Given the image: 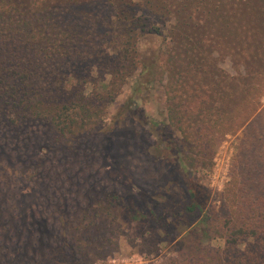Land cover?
Listing matches in <instances>:
<instances>
[{"label":"trees","instance_id":"trees-1","mask_svg":"<svg viewBox=\"0 0 264 264\" xmlns=\"http://www.w3.org/2000/svg\"><path fill=\"white\" fill-rule=\"evenodd\" d=\"M144 5L143 9L140 2H118L116 16L123 26V46L107 49L104 40H90L92 29L86 28L87 19L76 15L84 9L77 10L73 0H0V125L7 129H42L50 144L75 155L68 157V163L64 161L66 171L73 170L79 139L87 131L103 130L107 108L129 78L140 71L122 110L131 115L145 113L142 91L157 81L155 76L161 69L170 77L167 117L159 121L146 116L157 131L155 156L181 185L174 193L162 192L155 200L147 199L145 209H140L102 186L86 189L85 193L66 188L62 193L55 179L42 171L40 165L43 161L47 165V161L39 159L31 169L21 171L29 182L42 187L33 203L24 207L18 202V192L9 188L12 181L6 185L8 189L0 186V264H91L118 250L119 236L128 223L165 231L168 238L171 235L167 229L173 226L191 238L213 239L226 233L229 249L242 238L260 232L264 213L256 205L264 206V122L260 121L264 110L257 113L259 126L257 134L252 135L251 119L258 106L251 105L252 94L262 80L251 89L249 77L240 90L241 82L219 67L215 44L234 38L243 51L251 52L253 46L261 54L262 36L253 26L255 19L263 22L261 13L252 21L243 13L237 17L209 15L210 22L218 26H210L207 33L195 32L194 37L186 33L189 23L183 20L170 29L173 46H163L156 60L146 62L150 59L137 47L139 35L159 37L163 45L167 37L159 25L147 21L144 10L153 7L167 14L170 9L162 0H146ZM243 5L248 4L240 2V11ZM256 8L251 2V10ZM251 27L255 28L252 32ZM246 31L251 42L244 38L250 37ZM100 55L109 65V79L97 77L95 58L100 60ZM91 81L95 89L89 96L85 84ZM242 128L244 136L238 145L231 184L232 201L230 194L224 199L226 221L222 223L221 217L211 212L212 189L201 183L198 172L213 163L216 148L224 138ZM255 144L258 153L253 152ZM245 192L251 196L243 197ZM232 202L248 207L254 212L252 218L260 221L252 223L248 217L242 225H230ZM43 240H50L52 246L41 255L36 248ZM199 264H217L216 257Z\"/></svg>","mask_w":264,"mask_h":264},{"label":"rangeland","instance_id":"rangeland-1","mask_svg":"<svg viewBox=\"0 0 264 264\" xmlns=\"http://www.w3.org/2000/svg\"><path fill=\"white\" fill-rule=\"evenodd\" d=\"M73 1L77 10L84 9L83 12L78 10L76 15L79 17L84 15L83 18L87 19L86 28L92 29L89 38L93 43L97 41L103 43L101 40H104V47L107 49L114 45L123 46L121 43L124 33L120 30L123 26L120 25L121 22L116 16V5L120 0ZM126 1L140 2L144 9L146 0ZM163 1H166L170 9L167 14H162L163 11L158 8L154 10L153 7H146L144 10L147 21L159 25L167 37L163 45L159 37L139 35L137 47L139 45V48L143 50L142 53L150 59L146 62L156 60V55L160 49L163 50V46L168 48L173 46L170 29L181 25L183 20H188L189 23L188 30L185 28L186 33L194 37L195 32L199 34L208 31L210 26L212 28L218 26L217 22H210L209 15L213 18L220 14L237 17L243 13L252 21L259 14L258 12L261 13L263 22L259 23L257 19L253 21V26L257 27L262 36L261 54L253 46H251V52L243 51L242 44L234 38H226L218 45L215 44L216 55L220 61L219 67L231 76H235L238 83L241 82L240 90L246 87L245 82L249 77H251V89L253 85H258V80H262L254 93L251 90L253 93L251 108L254 105L258 106L256 114L251 119L254 123L251 126V134L256 135L257 126H259L256 121L257 113L264 110V0H162V3ZM240 2L248 4L243 5L242 11L239 9ZM251 2L257 7L253 11ZM252 29L255 28L251 27V32ZM246 33L249 34V31ZM249 36L244 38L251 42V35ZM97 57L95 58L97 77L109 79V65L105 61L106 58L100 55L101 59L97 60ZM137 74L129 78L121 94L109 104L103 130L87 131L81 136L73 170L66 171L67 165L64 164L65 160L67 163L70 161L68 157L73 154H69L68 150H59L50 144L44 137L42 129L35 127L7 129L0 125V186L8 189L6 185L12 181L14 184L9 188L12 187L16 193L18 192V202L24 207L30 205L42 187L35 182H29L21 171L23 168L31 169L36 162H39V159L43 158L47 161V165L43 161L40 165L42 171L48 177L55 179L62 193L66 188L74 190L78 188L81 193H85L86 189L102 186L110 192L122 195L140 209H145L147 199L155 200L162 192L169 194L178 191L181 185L178 184L177 176L173 175L171 170L154 154L157 131L152 127L149 118L161 121L167 117L166 90L170 79L169 73L165 72L163 75L161 69L157 70L155 76L158 78L157 81L147 85L141 94L145 96L142 99V105L146 114L140 111L132 112L131 115L128 111H123L122 106L129 102ZM92 81L85 84V94L89 96L95 89ZM129 109L132 108L128 107ZM147 114L149 117L146 116ZM260 121L264 122V116H260ZM243 136V128L236 134H228L216 148L213 163L205 170L198 172L201 183L212 189L211 212L216 218L221 217L219 221L222 223L226 221L223 215L224 199H227L230 194V202L232 201L231 184L235 179L238 145ZM253 152H259L257 144L254 145ZM79 168L84 169L78 172ZM249 195L251 196L249 192H245L242 196ZM54 203H56L55 200H53ZM238 204L231 205L232 213L229 216L232 215L233 220L230 225H242L248 217L251 218L252 223L260 221L258 218H252L254 212H251L248 207L241 208ZM49 207L53 209L52 206ZM256 207L264 213V206L256 205ZM263 213L259 212V215L262 216ZM123 228V233L119 236L118 250L91 264H199L214 256L217 264H264L263 222H259L261 229L258 234L242 238L238 245L231 249L227 247L230 243L227 242L229 235L226 233H223L225 236L221 234L222 236H214L213 239L207 236L201 239L191 238L185 235V232H181L180 228L173 226L167 229L171 235V238H168L165 236V231L151 230L146 224L128 223ZM51 246L50 240H43L36 251L42 255Z\"/></svg>","mask_w":264,"mask_h":264}]
</instances>
